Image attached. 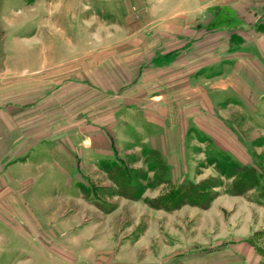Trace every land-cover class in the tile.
<instances>
[{
    "label": "rangeland",
    "instance_id": "1",
    "mask_svg": "<svg viewBox=\"0 0 264 264\" xmlns=\"http://www.w3.org/2000/svg\"><path fill=\"white\" fill-rule=\"evenodd\" d=\"M189 1L0 0L1 103L18 87L22 116L36 112L37 135L75 138L93 135L100 117L143 108L148 94L129 83L156 63L149 42L177 17L176 6L186 11L176 20L190 26ZM238 105L230 99L218 109L232 119L230 142L193 129L186 149L170 158L132 132L114 140L106 125V158L80 157L69 141L64 151L76 155L69 181L83 204L70 205L64 227L51 224V259H34L20 244L14 263L264 264V110L240 122L228 111ZM51 175L37 184L47 183L37 187L43 197L57 193Z\"/></svg>",
    "mask_w": 264,
    "mask_h": 264
},
{
    "label": "crops",
    "instance_id": "2",
    "mask_svg": "<svg viewBox=\"0 0 264 264\" xmlns=\"http://www.w3.org/2000/svg\"><path fill=\"white\" fill-rule=\"evenodd\" d=\"M187 6L196 14L191 27H182L176 20L186 12L176 6L177 17L160 23L156 39L149 42L156 63L129 83L132 89L141 87L148 94L143 108L135 104L131 114L123 108L100 117L94 122L93 135L81 131L76 138L69 132L38 136L36 112L28 108V116H22L18 87L12 88L11 101H0V264H16L13 260L21 251L20 244L25 246L24 254L34 259L42 254L46 259L51 252V224L59 225L70 205L75 210L83 204V199L76 198L78 187L74 190L69 181L76 165L70 161L76 155L64 151L69 141H74L71 144L80 157L106 158L111 149V139L102 130L106 125L113 129L114 140H126L132 132L162 158H170L175 150L186 149L193 129L210 140L230 142L232 119L218 110L230 99L240 104L228 110L240 122L245 114L260 118L264 110V0H190ZM39 154L43 159L37 163ZM44 173L55 180L50 182V188L57 189L53 196L37 192V187L45 189L47 184L37 185ZM37 221L43 232L36 230Z\"/></svg>",
    "mask_w": 264,
    "mask_h": 264
}]
</instances>
